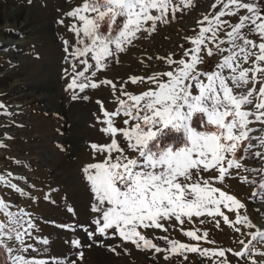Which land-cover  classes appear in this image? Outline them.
Instances as JSON below:
<instances>
[{"label":"snow or ice","instance_id":"1","mask_svg":"<svg viewBox=\"0 0 264 264\" xmlns=\"http://www.w3.org/2000/svg\"><path fill=\"white\" fill-rule=\"evenodd\" d=\"M192 3L193 0H182L181 4L174 0H82L65 13L71 19L67 28L74 34V42H63L66 59L74 61L75 74L68 88L84 92L88 87L97 89L103 84L117 91L112 80L97 82L92 78L110 62L118 61L119 55L135 46L145 34L156 32L159 24L169 23L170 17L175 19L178 11L191 7ZM218 7L219 11H212ZM242 11L244 14L240 15ZM226 17H238V21L231 23ZM59 23L64 24V20ZM196 23L198 32L185 37L192 47L185 49L180 59H173L171 53L156 57L172 70L129 77L133 85L148 83L147 90L133 94L125 91L127 81L120 84L119 92L124 98H117L118 107L113 112L97 101L104 117L100 122L106 124L101 131L112 138L109 144L91 145L104 159L82 169L94 197L92 212L97 216L93 221L95 232L89 231V237L97 233L118 236L138 248L154 249L157 253L191 252L224 257L225 251L233 250L201 249L198 244L169 240L166 236L163 239L170 248L162 249L140 229L167 231L165 224L173 219L183 225L186 219L204 216L214 220L222 217L230 226L235 223L256 227L246 214H240L245 204L213 186L212 181L223 183L232 170L244 167L245 171L260 176L259 181L240 177L242 182L258 186L252 196L264 192V168L248 169L242 164L245 157L264 162V127L259 129L258 136L253 135L257 129L251 127L254 123L264 125V8L260 0H214L209 13ZM252 34L259 42L251 38ZM215 54L222 57L215 71L198 70L205 55ZM79 66L82 70L77 71ZM249 84L252 87L248 88ZM3 108L0 104V109ZM121 116L125 127L118 128L114 121ZM195 119L201 121L200 128L194 126ZM169 132L181 134L182 141L165 143L163 137ZM117 133L122 134L134 156L129 157L119 145ZM210 170H217L218 176L204 178L203 174ZM0 183L16 188L8 176L0 175ZM222 205L236 213L234 222L221 210ZM0 214L5 217L0 221V251L8 254L10 264H65L62 260L25 255L39 251L35 248L37 238L32 235L37 225L29 213L23 209L13 212L11 205L0 199ZM216 223L219 226L220 221ZM197 231L187 230L184 235L195 241L208 238L207 231L202 236ZM236 231L240 232V228ZM249 235L248 243L240 241L244 249L234 252L235 256L252 252L253 242H264V230L257 229ZM26 238L34 243L28 244ZM38 240L42 245L49 244L47 237ZM10 242H18L19 247L14 248ZM72 243L80 245L79 240ZM259 254L264 256V252ZM79 255L82 258L83 254ZM253 264H257L254 259Z\"/></svg>","mask_w":264,"mask_h":264},{"label":"rangeland","instance_id":"2","mask_svg":"<svg viewBox=\"0 0 264 264\" xmlns=\"http://www.w3.org/2000/svg\"><path fill=\"white\" fill-rule=\"evenodd\" d=\"M174 2L181 4L182 0ZM81 3L82 0H0V104L4 105L0 109V145H3L0 146V175L8 176L16 185L12 188L0 183V199L10 204L13 212L23 209L29 213L37 225L32 235L37 238L35 248L39 251H30L25 255L62 260L65 264H221L224 260L228 264H253V259L260 264L264 261V256L259 254L264 252V242H253L254 250L243 257L234 255V252L244 249L240 241L248 243L250 233L264 230V199L261 198L264 192L253 197L258 186L240 179L247 176L250 180L259 181L260 176L245 171L244 167L232 170L223 183L214 179L212 184L245 204L240 214H246L255 228L235 223L230 226L222 217L214 220L204 216L186 219L183 225L173 219L165 224L167 231L140 229L146 238L162 249L170 248L163 239L166 236L169 240L198 244L201 249L233 250L225 251L224 257L191 252L157 253L154 249L138 248L118 236L97 233L89 237L88 232H95L96 227L93 221L97 216L89 219L94 197L81 185L82 171L74 153L86 152L88 144L110 143L111 135L101 131L106 124L100 122L104 117L97 101L103 103L105 110L113 112L118 107L117 98H124L119 92L120 84L127 81L125 91L133 94H140L150 87L148 83L133 85L129 77H147L172 70L164 60H157L156 57H167L171 53L173 59H180L185 49L192 47L185 37L198 32L196 22L209 13L214 0H193L191 7L178 11L175 19L169 18V23L159 24L157 31L151 35L145 34L144 38L135 42V46L120 54L118 61L110 62L105 70L92 78L97 82L112 80L117 85L115 92L111 85L103 84L97 89L88 87L84 92H80L79 88H68L75 74L72 70L74 61L66 59L63 42H74V34L67 28L71 19L65 13ZM260 4L264 8V0H260ZM212 11H219V7ZM243 14L242 11L240 15ZM61 19L64 24L59 23ZM225 19L231 23L238 21V17ZM251 38L259 42L255 34ZM208 46L213 47L211 44ZM221 58L220 54L205 55L198 70L215 71ZM79 70L82 66L77 68ZM259 86L257 84V90ZM85 96L88 98L84 99ZM123 119L122 116L115 118L114 126L125 127ZM194 126L200 128L201 121L195 119ZM251 127L257 129L253 135L258 136L261 134L259 129L264 125L254 123ZM166 136L167 139L163 137L165 143L179 144L182 141V135L175 132ZM115 138L129 157L135 155L128 150L127 141L121 133H117ZM242 164L248 169L264 168V162L248 157L242 160ZM203 175L204 178L217 177L218 171L210 170ZM221 210L230 221H235V212H229L223 205ZM3 220L5 217L0 214V221ZM201 220L204 223H200ZM216 220L220 221L219 226ZM236 228H240V232ZM187 230H198L197 235L201 236L207 231L209 235L206 240L195 241L184 235ZM59 236V240L66 237L68 243L51 241L45 246L38 240L39 237L55 239ZM75 240L80 241L79 246L72 243ZM26 242L33 244L34 240L26 238ZM10 243L14 248L19 247L18 242ZM166 256L169 258L165 259ZM1 258L4 264H10L6 252L0 251V264Z\"/></svg>","mask_w":264,"mask_h":264},{"label":"crops","instance_id":"3","mask_svg":"<svg viewBox=\"0 0 264 264\" xmlns=\"http://www.w3.org/2000/svg\"><path fill=\"white\" fill-rule=\"evenodd\" d=\"M106 87V86H104ZM104 138V137H103ZM91 145L92 144H88V150L86 149V147L84 149H86L87 151L84 152V153H79V154H75L74 153V156L76 155V160L79 162L80 164V168H81V171L83 169V167L89 163H93V162H98V161H102L104 159L103 156L97 154L95 151H93V149L91 148ZM77 175V174H76ZM78 176V175H77ZM79 178V177H78ZM81 185H83L82 187L85 189V191H90V185H89V182H87V180L85 179V174L83 172H81ZM84 178V180H83ZM93 215L95 216L96 214H94L92 211L90 213V217L89 219H91L93 217ZM93 221V220H91ZM61 238V236L59 237H55V239H51V238H48L49 240V245L51 244L50 242L51 241H63L64 244L68 243V240L67 238L65 237V239H62V240H59ZM66 241V242H65Z\"/></svg>","mask_w":264,"mask_h":264},{"label":"trees","instance_id":"4","mask_svg":"<svg viewBox=\"0 0 264 264\" xmlns=\"http://www.w3.org/2000/svg\"><path fill=\"white\" fill-rule=\"evenodd\" d=\"M175 137H176V135H175ZM165 138L167 139V136H165ZM1 262H2V264H4V259L3 258H1Z\"/></svg>","mask_w":264,"mask_h":264},{"label":"bare ground","instance_id":"5","mask_svg":"<svg viewBox=\"0 0 264 264\" xmlns=\"http://www.w3.org/2000/svg\"><path fill=\"white\" fill-rule=\"evenodd\" d=\"M9 10V9H8ZM171 223V222H170ZM171 225V224H170ZM171 227V226H170ZM179 230V229H178ZM177 231V230H176ZM181 231V230H180ZM178 232V231H177Z\"/></svg>","mask_w":264,"mask_h":264}]
</instances>
